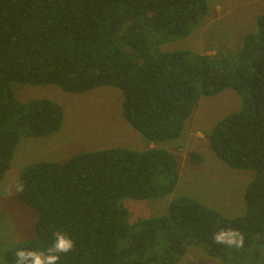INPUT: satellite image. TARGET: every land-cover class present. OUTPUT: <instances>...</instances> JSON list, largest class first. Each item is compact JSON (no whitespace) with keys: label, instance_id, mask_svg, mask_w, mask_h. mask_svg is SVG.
<instances>
[{"label":"trees","instance_id":"trees-1","mask_svg":"<svg viewBox=\"0 0 264 264\" xmlns=\"http://www.w3.org/2000/svg\"><path fill=\"white\" fill-rule=\"evenodd\" d=\"M208 1L0 0V181L22 136L51 134L63 120L60 104L48 98L22 102L15 84H54L70 93L117 87L125 119L149 143L179 137L200 95L230 88L242 105L211 128L208 144L230 167L256 171L241 215L228 218L181 196L171 199L166 214L129 224L123 197L150 199L174 190L179 168L172 151L115 147L30 163L19 173L18 197L37 213L35 234L6 250L7 264H16L18 249L47 250L57 231L74 241L57 264H176L191 245L224 263L260 264L264 13L229 56L150 48L144 28L148 24L163 37L185 36ZM188 159L200 164L203 157L190 151ZM220 230H238L242 246L217 244L213 237Z\"/></svg>","mask_w":264,"mask_h":264},{"label":"rangeland","instance_id":"rangeland-1","mask_svg":"<svg viewBox=\"0 0 264 264\" xmlns=\"http://www.w3.org/2000/svg\"><path fill=\"white\" fill-rule=\"evenodd\" d=\"M262 13L264 0H209L206 13L185 36L163 37L148 24L144 28L150 48L190 49L229 56L240 50L245 33L256 30V17ZM14 92L22 102L33 98L57 102L63 109V120L51 134L22 136L0 181V264H7L6 250L35 234L37 213L19 199L18 187L21 169L36 161L62 162L76 153L115 147L141 151L152 144L175 154L179 180L171 193L157 198L123 197L121 203L128 210L129 224L166 214L171 199L181 196L192 197L228 218L245 212V188L256 171L230 167L213 153L207 140V134L218 121L240 109L242 100L234 90L226 88L215 95H200L179 137L151 143L125 119L123 94L117 87L104 85L70 93L54 84H15ZM190 151L201 154L200 164L189 161ZM259 250L263 254L264 249ZM176 264L234 263H224L203 247L191 245ZM260 264H264V256Z\"/></svg>","mask_w":264,"mask_h":264},{"label":"clouds","instance_id":"clouds-1","mask_svg":"<svg viewBox=\"0 0 264 264\" xmlns=\"http://www.w3.org/2000/svg\"><path fill=\"white\" fill-rule=\"evenodd\" d=\"M54 240L47 250L34 251L18 249L16 252V264H57L60 254L70 252L74 247V241L62 231L54 234ZM214 241L217 244L235 245L241 247L243 236L238 230H220L214 234Z\"/></svg>","mask_w":264,"mask_h":264},{"label":"crops","instance_id":"crops-1","mask_svg":"<svg viewBox=\"0 0 264 264\" xmlns=\"http://www.w3.org/2000/svg\"><path fill=\"white\" fill-rule=\"evenodd\" d=\"M148 147H153V145L152 144H149V146ZM180 175V174H179Z\"/></svg>","mask_w":264,"mask_h":264}]
</instances>
